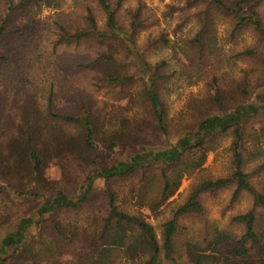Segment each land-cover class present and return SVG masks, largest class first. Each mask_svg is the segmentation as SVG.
Listing matches in <instances>:
<instances>
[{"label":"rangeland","instance_id":"obj_1","mask_svg":"<svg viewBox=\"0 0 264 264\" xmlns=\"http://www.w3.org/2000/svg\"><path fill=\"white\" fill-rule=\"evenodd\" d=\"M119 1L112 0V3L117 4ZM4 2L5 0H0V11ZM14 2L18 3L19 0ZM58 2L59 7L43 8L33 17V31L37 32V36H42L44 47L39 52L33 50L34 56L28 62L31 67L27 75L8 84L0 78V85L6 87V90H0L8 98L6 112L17 125L30 104L45 115L49 111L48 98L52 93L56 111L72 115L85 113L86 109L91 111L101 126L97 137L99 145L94 150H87L80 145L81 131L75 125L61 126L56 134L51 133L53 135L44 134L40 145L46 154L42 178L35 186L32 181L27 180L29 178H23V186L18 182L13 183L19 192L26 190L23 195L12 188L0 194V246L7 235L18 230L23 218H33L34 223L44 221L41 226L31 228L34 233H42V241L35 242L33 246L40 253H58L55 264H132L133 261L139 262L138 256L146 260L151 253L142 252L140 246H137L138 250L135 247L137 253L134 248L129 253L123 247L109 246L112 245V238L100 239V224L103 225L102 218L107 208L104 194L107 184L99 178L101 170L128 162L137 155L176 146L180 138L189 133L188 130L195 129L196 124L208 116L232 114L237 108L247 106L251 100L263 103L264 45L258 43V37L251 29L233 36L231 21L222 15H215L216 57L210 58L203 74L195 71L186 75V67L191 64L190 58L182 65L171 49L149 53L147 60L150 64L165 61L170 68L169 74H172L171 81L161 94L170 126L171 135L167 138L154 128L153 116L144 96L148 87L146 79L138 80L127 88H108L101 83L99 76L82 66L88 56L94 55V51L88 47L85 46L81 51L68 50L53 54L49 39L56 37L57 21L71 30L82 29L85 26L86 9L91 8L99 24L102 26L105 22L98 0ZM139 7L148 22L154 23L138 36L136 42L139 47L162 33L171 40L182 42L191 38L198 30L194 19L196 12L189 5L187 7L186 0H121L117 13L119 24L128 28L130 13ZM259 13L264 21V0ZM26 23H29L26 16L20 15L13 26ZM247 49L255 50L258 56H237ZM41 55L49 60L48 64L39 63ZM214 78L218 81V102H211L209 98ZM116 131L117 134L129 132V138L117 148L109 149L102 144V140ZM56 138L65 140L58 143ZM232 140L231 133L223 135L215 150L208 155L204 166L194 174L185 176L179 190L166 202L160 196L159 166H156L157 170L154 172L149 170L150 173L145 171V174L142 172L112 182L118 204L124 211L152 226L162 245L164 224L172 218L175 206L187 199L191 189L202 181L230 174ZM245 148V171L254 188L264 194V113L247 121ZM7 155L8 150L0 151V166L7 165L4 162ZM89 185H92L93 194L86 204L77 209H60L52 215L39 217L38 212L51 194L62 191L70 199L76 200ZM140 188L146 193L145 203L139 201L136 190ZM233 191V188H227L215 195L202 197L205 215H192L181 220L182 229L177 237L174 258L165 259L163 264H195L190 260L191 254L186 250V243L201 242L206 238V233L214 228L236 236L241 234L240 228L235 227L231 220L250 210L252 199L244 195L239 202H232ZM149 202H159L160 206L152 208L154 205ZM261 217L264 221V213ZM52 219L59 222L66 234L71 235V245L57 241L59 238L51 230ZM127 232L134 234V239L140 241L141 236L131 228H127ZM136 240L132 244H136ZM96 241L100 248L108 249L102 256H98L93 248Z\"/></svg>","mask_w":264,"mask_h":264},{"label":"trees","instance_id":"obj_2","mask_svg":"<svg viewBox=\"0 0 264 264\" xmlns=\"http://www.w3.org/2000/svg\"><path fill=\"white\" fill-rule=\"evenodd\" d=\"M58 1L19 0L15 3L14 0H5L0 11L1 81L7 84L14 83L20 77L27 75L31 67L28 62L34 56L33 50L39 52L44 47L42 36H37V32L33 31L32 24H35L32 22L33 17L43 8L59 7ZM98 4L105 16L102 26L91 8L86 9L85 26L82 29L71 30L61 21L56 22V37L49 39L53 54L57 55L68 50L81 51L82 48L88 47L94 51V55L88 56L82 66L99 76L101 83L108 88H127L138 80L146 79L148 87L144 91V96L153 116L154 128L167 138L171 135L170 126L161 94L171 81L172 74H169L170 68L165 61L156 65L150 64L147 60L149 53L154 50L171 49L182 65L187 58H190L191 64L186 67V75L195 71L203 74L210 58L216 57L215 15H222L231 21L233 36L251 29L256 33L258 43L264 45V21L259 13L262 0H186L187 7L189 5V8L196 12L194 15L198 26L196 33L182 42L171 40L162 33L149 39L142 47L137 46L136 40L154 23L148 22L141 7L130 13L131 21L127 28L120 25L117 18L121 0L117 4L112 3V0H98ZM20 15H25L29 23L13 26ZM237 56L256 57L258 54L253 49H247ZM39 58L38 61L42 65L45 62L49 63L44 56L41 55ZM217 83V79L214 78L209 96L211 102L219 101ZM0 89L6 90V87L0 85ZM48 102L49 111L45 115L30 104L24 110L21 122L17 125L6 112L8 98L0 90V151L8 150L4 160L7 165L0 166V194L12 188L16 193L23 195L26 190L19 192L13 183L18 182L23 186L25 181L23 178H29L27 180L32 181L35 186V183L42 178L46 154L40 145L44 134L52 132L56 134L61 126L75 125L81 131L80 145L87 150L98 147L97 137L101 126L89 109L79 115L56 111L52 93ZM262 113H264V101L256 103L251 100L247 106L237 108L232 114L208 116L202 119L196 124L195 129L188 130L189 133L180 138L176 146L164 151L137 155L128 162L103 168L99 178L107 184L104 190L107 208L102 218L103 225L100 224L102 228L100 239L112 238V245L109 246L123 247L129 253L135 247L138 250L137 246L142 247V252L150 251V258L142 260L138 256L139 262L133 261L132 264H163L165 259L174 258L177 237L182 229L181 220L192 215L201 217L205 215L202 197L233 188L232 202H239L244 195L252 199V208L234 216L231 220L235 227L240 228L241 234L236 236L228 231L212 229L206 233V238L201 242L186 243V250L191 254L190 260L195 264L205 262L264 264V221L261 217L264 213V194L254 188L245 171V126L250 118ZM227 133H231L233 138L230 146L232 154L230 174L226 177L202 181L191 189L187 199L175 206L172 218L164 224L162 245L157 240L152 226L120 207L112 182L142 172L145 174V171L149 170L154 172L157 170L156 166H159L160 196L166 202L179 190L185 176L194 174L204 166L208 155L215 150L220 138ZM129 135V132L117 134L116 131L113 135L105 137L102 144L109 149H115L124 144ZM56 140L62 143L65 139L56 138ZM72 152L75 153V150ZM136 192L139 194V201L145 203L147 196L142 188ZM92 194V185H89L76 200L70 199L62 191L51 194L38 212L39 217L52 215L60 209H77L86 204ZM149 204L154 205L152 208L160 206L159 202H149ZM43 222L38 220L34 223L33 218H23L18 230L7 235L1 244L0 264L57 263L58 253L52 255L45 251L40 253L33 246L35 242L42 241V233H34L31 228L39 227ZM51 227L54 236L59 238L58 242L66 245L73 243L71 235L64 232L59 222L52 219ZM127 228L138 233L141 236L140 241L134 239V234H128ZM135 240L136 244H132ZM93 246L98 256H102L108 250L100 248L98 241L94 242Z\"/></svg>","mask_w":264,"mask_h":264}]
</instances>
